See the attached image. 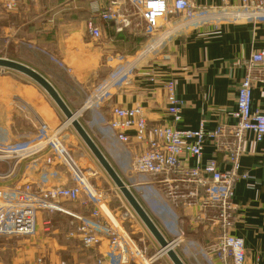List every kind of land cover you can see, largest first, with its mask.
Returning <instances> with one entry per match:
<instances>
[{
	"label": "crops",
	"instance_id": "0c3cea01",
	"mask_svg": "<svg viewBox=\"0 0 264 264\" xmlns=\"http://www.w3.org/2000/svg\"><path fill=\"white\" fill-rule=\"evenodd\" d=\"M19 1V7L11 11H6L0 4V20L2 16L9 15L4 28L17 31V25H23L36 30L38 36L24 40L16 37L17 32L8 33L2 40L4 51L0 55L32 66L51 81L70 109L78 112L85 129L126 180L132 171L131 152L108 126L113 105L125 108L141 105L151 123L172 124L162 89L164 82L172 77L176 81V94L185 101L182 119L173 124L174 127L196 130L201 121H204L207 130L214 129L218 124L229 126L235 122L233 112L237 106V89L246 73L245 62L254 51L264 48L263 20L241 23L226 21L218 29L210 23L194 25L176 38L172 46L160 50L143 63L130 83L113 89L107 102L90 110L83 109L94 90L125 64L127 48L123 46L125 50L117 49L116 34L108 35L106 32L100 39L90 36L86 25L90 19V0ZM225 1L194 0L196 4L204 6H222ZM227 1L231 4L239 2ZM127 4L122 8L124 13ZM21 16L25 18L24 21L20 20ZM102 24H112L111 27H114L111 21H102ZM12 51L18 55L11 54ZM151 71L157 75L155 82L146 78ZM252 92V109L264 110V81H256ZM52 100L44 88L29 77L16 71L3 73L0 70V132L6 134V137L2 136L0 144L11 146L34 142L39 136V120L51 127L59 126L63 114ZM67 130L75 142L80 143L79 136L70 128ZM214 155L224 165L223 152L217 151L216 144L208 141L201 159L191 157L185 160L182 157L181 161L188 167H196L198 164L204 165ZM83 157L89 161L87 156ZM240 160L242 171L248 172L251 177L239 180L234 188L233 202L237 208L231 234L243 238L246 264H264V139L256 142L253 134L247 132ZM89 164L94 167L90 161ZM177 174L172 176L179 177ZM20 175L4 183L12 184L22 179L46 187L75 182L73 174L65 166L44 164L41 159L23 164ZM136 180H128L135 196L164 237L174 240L175 250L183 262L221 264L210 252L212 244L221 234L215 219L218 213L216 208L202 206V197L196 195L192 186L180 183L175 191L172 185L176 182L167 183L161 177L146 176L144 180ZM120 198L115 207L113 204L114 210L126 211L131 215L128 219L122 217L125 222L133 221L131 226L142 234L144 246L151 243L161 249L150 230L144 224L142 226V220L126 198L128 204L123 197ZM66 203L74 204L69 209L78 214L88 212L81 201ZM121 212L117 214L121 215ZM41 218L43 216L40 214L36 231ZM104 249L109 250L107 243Z\"/></svg>",
	"mask_w": 264,
	"mask_h": 264
},
{
	"label": "built area",
	"instance_id": "2783aa9c",
	"mask_svg": "<svg viewBox=\"0 0 264 264\" xmlns=\"http://www.w3.org/2000/svg\"><path fill=\"white\" fill-rule=\"evenodd\" d=\"M134 4L148 29L150 41L132 60L125 62L102 82L91 94L83 109L94 108L111 98L113 89L130 83L138 68L157 53L163 46H172L174 40L189 28L200 23H210L215 29L226 21H264V0H239L224 5H198L194 0H90L89 13L93 15L87 21V30L91 37L104 36L101 21L113 22L117 31H123L131 21L122 11L127 3ZM6 11L19 7V0H1ZM126 12V11H125ZM137 13V12H136ZM130 14V13H128ZM158 51V52H157ZM130 56L127 55V58ZM246 73L237 89V106L233 112L235 122L229 126L218 124L207 130L204 121L199 128L178 129L173 124L182 119L185 101L176 94V81L169 77L162 89L166 95V111L171 123H151L145 108L141 105L125 108L121 105L111 107L108 126L120 143L131 152V170L144 177H161L164 182L174 183L173 190L183 183L194 187L196 195L202 197V206L216 208V223L221 234L211 247V254L221 264H246V244L243 238L231 234L236 204L233 192L237 182L250 178L248 172L241 169L243 140L251 132L256 142L264 139V110H253V85L264 81V48L254 51L245 62ZM155 71L146 76L152 82L157 80ZM62 122L51 127L39 120V136L27 145L0 144V161L16 159L17 163L31 158L55 167L65 166L73 176L74 184L62 186H42L36 182H12L0 184V235L30 236L35 234L39 215L43 212H60L75 218V228L71 235L79 238L85 248L98 249L103 254L96 264H157L166 252L158 249L150 254L149 246H141L134 236L126 230L124 218L113 213L103 194L84 176L91 177L89 161L84 157L76 159L66 141L62 138L64 130L69 129ZM216 144V150L224 154L222 165L216 155L204 165L188 167L181 158H202L206 142ZM0 166V178L11 179L20 171L19 164L3 172ZM174 178L172 175H178ZM84 195L85 199L82 197ZM82 203L87 213H76L65 206L66 202ZM131 216L126 213L125 217ZM107 243L109 250L104 251ZM167 255V254H166Z\"/></svg>",
	"mask_w": 264,
	"mask_h": 264
},
{
	"label": "rangeland",
	"instance_id": "374dc122",
	"mask_svg": "<svg viewBox=\"0 0 264 264\" xmlns=\"http://www.w3.org/2000/svg\"><path fill=\"white\" fill-rule=\"evenodd\" d=\"M90 3V2H89ZM127 4V12L126 16L132 19L133 21L130 26L123 28V31L114 32L117 34L115 40V46L119 50H123L127 48V51L124 53L125 55H129L130 57L125 58V62L132 60V55H136L142 50L146 44L150 41L148 29L146 28L145 23L140 19V15L137 14V8L134 4ZM89 10V5H88ZM90 12V11H89ZM137 12V13H136ZM130 13V14H128ZM1 17V16H0ZM0 20V52L4 51L2 48V40L7 36L8 33H16V37H21L22 39H29L33 38L37 35V31L34 29L24 27L22 25H17L18 30L14 31L12 29L4 28V24L6 19H8L9 15L4 17ZM20 20L24 21V17H19ZM17 21V20H16ZM102 25V24H101ZM13 26V25H12ZM112 26V24H111ZM21 27V28H20ZM103 27V26H102ZM109 30H105L104 34ZM180 37V36H179ZM124 46V48H123ZM166 46H163L160 50L166 49ZM124 49V50H125ZM159 50V51H160ZM158 52V51H157ZM11 54H16V51L10 52ZM4 57L3 55H0ZM1 72H9L13 70L1 69ZM48 95V94H47ZM54 105V100H52ZM93 109V108H90ZM89 109V110H90ZM63 114V113H62ZM62 122H66V116L63 114ZM80 119V118H79ZM61 122V123H62ZM69 128L75 132L77 137L79 136L80 143L75 142L73 137L68 134V130H64L63 132V139L66 141L68 147L71 149V153L76 156V158L87 156L89 161L94 164L92 167V171L96 172V175L91 177L90 172H86L85 176L87 177L88 181L94 186L95 189H98L106 199L108 207L112 210V212H121L115 211L112 206L114 207L120 197H123L122 193L116 186L115 182L110 179L108 174L106 173L105 169L102 165L98 162V160L94 157L92 152L90 151L89 147L86 146L80 135L74 130L72 125L69 123ZM39 126H37L38 130ZM2 136L6 137V134L0 132V140H2ZM32 160L31 158L25 159L17 163L16 159H10L8 162L0 161L1 170L3 172H8L11 170L13 165L21 166L19 172L14 173L13 178H19L22 174V166L23 164L27 163L28 161ZM130 178L128 180L137 181L136 179L144 180L146 177L136 175L132 171L129 173ZM121 176V175H120ZM12 178V179H13ZM121 178L130 186L132 189L131 184L126 180V177L121 176ZM12 181L10 179H1L0 184H11V183H4L7 181ZM133 191V189H132ZM120 195L119 196H117ZM125 200V198L123 197ZM120 201V200H119ZM126 202V200H125ZM127 203V202H126ZM128 204V203H127ZM74 204L68 205L65 203V206L68 208H72ZM125 212V213H124ZM123 213V214H122ZM126 211H122L120 216L125 217ZM41 223L39 225L38 231L35 234L30 236H22V235H14V236H7V235H0V264H96L99 258L102 257V253L98 249L93 248H85L82 243L80 242L79 238L76 236H72L71 233L75 228V218L71 215L66 213L60 212H50L47 211L45 213H41ZM130 218L129 215L126 216V219ZM141 223V222H140ZM128 224V225H127ZM131 222H125L124 226L126 230L129 231L130 234L134 236L136 241L143 246L142 234L139 231L133 230L134 227L131 225ZM142 226L143 223H141ZM145 228V227H144ZM146 230V229H144ZM149 231V230H148ZM147 231V232H148ZM148 244V242H146ZM149 248L148 251L150 254H154L157 252L156 244L152 245L151 243L148 244ZM105 251V249H104ZM157 264H174L170 261L168 255L165 254L163 258H159L156 262Z\"/></svg>",
	"mask_w": 264,
	"mask_h": 264
},
{
	"label": "water",
	"instance_id": "95a60500",
	"mask_svg": "<svg viewBox=\"0 0 264 264\" xmlns=\"http://www.w3.org/2000/svg\"><path fill=\"white\" fill-rule=\"evenodd\" d=\"M0 68L4 70L10 69L16 71L24 76L29 77L34 82L38 83L42 88H44L50 98L54 100L60 111L65 114L67 122H70V124L72 125L74 130L80 135L86 146L89 147L94 157L105 169L110 179L115 182L123 197L126 198L129 205H131L135 213L138 214L145 227L150 230V232L153 234V236L159 243V246H161V250L166 252L172 263L186 264L176 252L174 240H168L166 237H164L163 233L157 227L150 214L146 212V210L142 206L138 197L135 196L130 186L121 178L120 174L112 165V163L109 162L102 149L97 145L96 141H94L90 133L85 129L78 117V112H74L70 109L67 102L59 94L52 82L49 81L44 75H42L32 66L24 64L12 58L0 56Z\"/></svg>",
	"mask_w": 264,
	"mask_h": 264
},
{
	"label": "trees",
	"instance_id": "16d2710c",
	"mask_svg": "<svg viewBox=\"0 0 264 264\" xmlns=\"http://www.w3.org/2000/svg\"><path fill=\"white\" fill-rule=\"evenodd\" d=\"M93 17V15L90 13V18H92ZM101 24H102V21H101ZM103 25V24H102ZM103 28L105 29V30H109L107 33H108V35L111 33V34H116L115 32H114V28H112L111 27V25L109 24V26L108 25H106V24H104V26H103ZM117 35V34H116ZM117 37V36H116ZM115 37V38H116Z\"/></svg>",
	"mask_w": 264,
	"mask_h": 264
},
{
	"label": "bare ground",
	"instance_id": "6f19581e",
	"mask_svg": "<svg viewBox=\"0 0 264 264\" xmlns=\"http://www.w3.org/2000/svg\"><path fill=\"white\" fill-rule=\"evenodd\" d=\"M166 102H167V100H166ZM146 112V111H145ZM146 114H147V112H146ZM147 118H148V116H147ZM70 123V122H69ZM66 125H68V123H66ZM85 176V175H84ZM24 180H19L18 182L20 183V182H23ZM24 182H26V181H24Z\"/></svg>",
	"mask_w": 264,
	"mask_h": 264
}]
</instances>
